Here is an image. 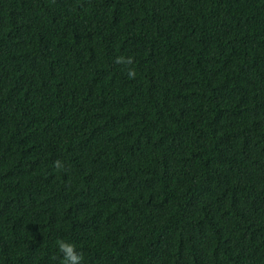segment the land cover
<instances>
[{
	"label": "trees",
	"instance_id": "obj_1",
	"mask_svg": "<svg viewBox=\"0 0 264 264\" xmlns=\"http://www.w3.org/2000/svg\"><path fill=\"white\" fill-rule=\"evenodd\" d=\"M57 240L264 264V0H0V264Z\"/></svg>",
	"mask_w": 264,
	"mask_h": 264
},
{
	"label": "clouds",
	"instance_id": "obj_2",
	"mask_svg": "<svg viewBox=\"0 0 264 264\" xmlns=\"http://www.w3.org/2000/svg\"><path fill=\"white\" fill-rule=\"evenodd\" d=\"M114 62L116 64L129 66L133 63V58L131 56H119ZM127 76L129 79H134L136 77L135 70L129 68ZM54 166L57 170H60L64 167L60 161H56ZM56 246L62 256V264H83V256L77 252L76 246L74 244L68 243L65 240H57Z\"/></svg>",
	"mask_w": 264,
	"mask_h": 264
}]
</instances>
